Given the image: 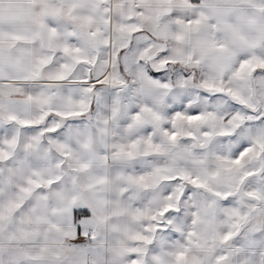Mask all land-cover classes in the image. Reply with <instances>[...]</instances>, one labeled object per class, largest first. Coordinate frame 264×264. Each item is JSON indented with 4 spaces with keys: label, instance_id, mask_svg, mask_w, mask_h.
I'll return each instance as SVG.
<instances>
[{
    "label": "snow or ice",
    "instance_id": "snow-or-ice-1",
    "mask_svg": "<svg viewBox=\"0 0 264 264\" xmlns=\"http://www.w3.org/2000/svg\"><path fill=\"white\" fill-rule=\"evenodd\" d=\"M0 264H264V0H0Z\"/></svg>",
    "mask_w": 264,
    "mask_h": 264
}]
</instances>
